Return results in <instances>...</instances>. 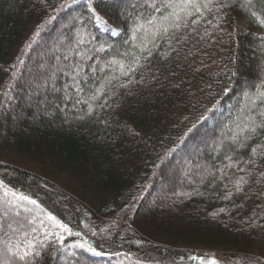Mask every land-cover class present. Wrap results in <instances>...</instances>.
Instances as JSON below:
<instances>
[{
	"label": "trees",
	"instance_id": "1",
	"mask_svg": "<svg viewBox=\"0 0 264 264\" xmlns=\"http://www.w3.org/2000/svg\"><path fill=\"white\" fill-rule=\"evenodd\" d=\"M194 4L0 0V264H264V0Z\"/></svg>",
	"mask_w": 264,
	"mask_h": 264
},
{
	"label": "rangeland",
	"instance_id": "2",
	"mask_svg": "<svg viewBox=\"0 0 264 264\" xmlns=\"http://www.w3.org/2000/svg\"><path fill=\"white\" fill-rule=\"evenodd\" d=\"M183 7L184 5L182 3H179L173 10H175L176 8L178 9H182L181 11H183ZM172 10V11H173ZM71 21V20H70ZM68 24H70L68 22ZM69 26V25H68ZM67 25H65L64 29L68 27ZM63 29V30H64ZM62 30V31H63ZM248 30V26L244 23H240L237 26V33L239 35L245 34ZM145 31L148 33L151 31V29L148 27H145L142 24H139L138 26H136L134 28V32L138 35H141L142 33H145ZM256 33L258 34H264V31H257ZM63 33L60 31L58 32V38L62 37ZM58 41V40H57ZM55 43H51V44H47L44 45V43H42V45L39 46V48H37V51L33 54L34 58H31L32 63H29V67L27 68V73L29 75H31L30 73L33 72V69L39 68V61L44 60L45 58H47L48 56L55 54V52H64L63 51V46H62V42L59 40L58 42ZM69 54L68 52H64V54ZM65 54V55H66ZM31 64V65H30ZM32 67V68H31ZM29 88V94H35L37 95L38 89L40 90L41 85H39L38 83L34 84L33 82L30 83V85H28ZM28 102H31V99H28ZM6 124L5 118H2L1 120V126H4ZM3 134V132L1 133ZM205 136V135H204ZM203 136V137H204ZM225 135H222V133L217 136L212 138L211 135H208L207 138L204 139H196L195 142L191 145V147H193V155L194 156H199L200 151L197 152L198 150H211L212 148L216 147V144L224 138ZM193 157V156H192ZM193 160H195V157L192 158ZM184 162V161H183ZM180 162L178 165H171L169 166L167 169H165L164 172V176L166 178L169 179V182H165L163 184V186L161 185V191L157 193V195L154 197L156 202H158L160 205L165 206V205H172L175 202H179V201H183L186 200L188 198V194L184 193V192H180V191H173V192H168L166 191L167 188H170L169 186H171L172 184L175 183H180L181 180L185 177L184 175V165L185 163ZM215 261V264H227L225 262H221L217 257L211 256V255H205L204 257H202L199 261L194 260L191 264H212V262ZM187 261H184V263H186ZM248 263H250V260L247 261Z\"/></svg>",
	"mask_w": 264,
	"mask_h": 264
},
{
	"label": "snow or ice",
	"instance_id": "3",
	"mask_svg": "<svg viewBox=\"0 0 264 264\" xmlns=\"http://www.w3.org/2000/svg\"><path fill=\"white\" fill-rule=\"evenodd\" d=\"M185 2L188 3V4H192L193 6H195L194 0H185ZM247 3L248 4H251L252 3V0H247ZM168 6L170 7L171 5H168ZM253 15L255 16V13H253ZM260 22H261L262 26H264V20H262ZM164 31H167V29H165ZM262 95H264V94H262ZM261 115L264 116V112H262ZM258 126L261 127V128H264V123H261ZM256 127H257V125H255V122H253V126H251L249 128V130L252 131V132H255L256 131ZM12 195L15 196L16 194L15 193H12ZM20 199H22V200H28L30 203L36 204V201L35 200H32V199H30L29 197H26V196H21ZM50 219L55 220V217H50ZM59 226L60 227H64L65 228V231H68V229L66 228V226H64L63 224H60ZM20 259H24V256L22 255L20 257ZM212 264H215V261H213Z\"/></svg>",
	"mask_w": 264,
	"mask_h": 264
}]
</instances>
